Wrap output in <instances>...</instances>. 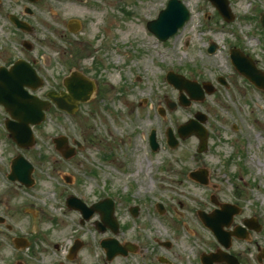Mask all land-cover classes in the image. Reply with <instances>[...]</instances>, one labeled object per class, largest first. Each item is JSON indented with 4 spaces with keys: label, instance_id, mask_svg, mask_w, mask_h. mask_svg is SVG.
<instances>
[{
    "label": "rangeland",
    "instance_id": "obj_1",
    "mask_svg": "<svg viewBox=\"0 0 264 264\" xmlns=\"http://www.w3.org/2000/svg\"><path fill=\"white\" fill-rule=\"evenodd\" d=\"M93 1V21L85 42L77 45L74 53L63 51L58 73L63 78L68 74L67 66L77 67L93 80L98 91L88 101L79 102L73 116L50 113L40 130L43 140L27 153L36 170L35 183L26 192V208L31 206L26 210V233L38 236L36 243L49 250L53 243L59 244L62 252L70 245V238L79 236L84 242L82 254L72 261L63 258L64 262L104 264V257H98V243L108 234H98L93 229L99 215L81 227L76 222L78 211L65 207L64 200L74 194L90 204L107 192L115 198L118 240L137 244L138 249L136 254L118 256L106 264H161L156 255L164 252L180 264H190L191 252L197 248L214 252L221 247L212 232L198 221L199 211L211 212L218 207L213 197L218 203L239 208L228 229L242 224L247 217L255 218L260 225L259 230L248 231L247 239L232 237L228 252L243 264H264V260H257L264 251V90L246 81L227 59V47L238 46L264 72V41L260 40L264 38L258 22L264 0H229L234 14L230 22H225L208 0H181L190 17L166 41L158 40L146 24L167 0ZM76 5L70 7L69 16L80 13ZM129 28L135 29L136 37L128 32ZM210 41L216 44L211 54L207 52ZM86 47L91 51L87 55ZM115 60L121 61V70L117 83L110 86L108 78ZM168 70L199 83L209 82L213 91L202 101L181 106L177 103L178 90L165 79ZM138 75L140 80H134ZM61 77L54 82L63 89ZM219 77L224 78L225 85ZM110 93L114 95L112 99L108 98ZM167 100L176 106L169 109ZM158 107L165 110L162 118L156 112ZM196 111L207 115L206 151L196 152L195 135L180 139L178 146L170 149L165 144L164 129L170 126L174 130ZM105 118L111 122L106 123ZM152 128L159 142L154 153L147 145ZM58 135H65L70 145L73 138L81 143V148L67 160L52 143ZM5 148L0 139V160L11 155L5 153ZM149 162L150 172L158 169L160 178L164 177L160 168L166 166V182L150 181L146 171ZM198 168L207 172L206 185L188 177L189 171ZM65 177L70 181L65 182ZM1 186L0 182V191ZM156 202L165 206L163 217L153 210ZM173 202L177 211L171 207ZM134 204L140 206V211L132 219L128 206ZM62 208L65 215L60 212ZM182 223L192 228L188 230L194 233L192 239L182 232ZM155 238L169 239L172 245L166 249ZM44 257L39 264H47L51 258Z\"/></svg>",
    "mask_w": 264,
    "mask_h": 264
},
{
    "label": "flooded vegetation",
    "instance_id": "obj_2",
    "mask_svg": "<svg viewBox=\"0 0 264 264\" xmlns=\"http://www.w3.org/2000/svg\"><path fill=\"white\" fill-rule=\"evenodd\" d=\"M77 1L80 2V13L69 16L70 7ZM94 8L93 0H0V77L23 79L24 110L26 89L43 100L48 93L62 90L54 79L61 77L58 71L63 51L74 53L77 45L85 42ZM66 68V73H82L77 67ZM26 75L33 78V90L26 85ZM49 110L56 108L51 104ZM0 113V139L6 145L5 153L11 152L10 156H3L0 165V264H39L43 262L44 255L51 256L47 264H62L60 254L64 253L63 257L69 260L70 252L58 254L42 247L36 243L37 236L30 235L26 247V186L7 179L8 168L10 170L18 147L5 129L8 115L1 104ZM42 127V124L32 127L37 136L43 135V131L40 132ZM23 151L26 156V149ZM53 247L59 249L58 244H53ZM81 254L80 250L72 252V260Z\"/></svg>",
    "mask_w": 264,
    "mask_h": 264
},
{
    "label": "water",
    "instance_id": "obj_3",
    "mask_svg": "<svg viewBox=\"0 0 264 264\" xmlns=\"http://www.w3.org/2000/svg\"><path fill=\"white\" fill-rule=\"evenodd\" d=\"M210 1L225 20L229 21L233 18V15L231 14L229 8L228 0ZM187 18L188 11L179 0H168L166 8L160 10L157 18L149 21L147 23V26L149 30H151L158 38L165 40L167 37L174 34L176 30L183 25L184 21ZM260 21L264 27V12L261 13ZM209 50L213 51L214 46H211ZM231 56L232 61L238 71L243 73L257 86L264 88V77L262 73L256 70L249 58L243 56L237 51H232ZM166 79L180 91V104L186 105L190 102V99L200 100L203 98L204 93L195 81L186 79L184 76L176 74L172 71L167 74ZM65 87L69 92V96H67L66 94H64L63 97L52 96V99L57 102V105L60 108L66 109L71 112L74 110L75 104L78 100L83 101L88 99L89 93L92 89L91 85L87 84L81 77H77L76 74H72L70 77L65 78ZM204 87L208 92L212 91L211 86H209L208 84H204ZM182 90L186 91L190 99L185 98V96L182 94ZM27 101L28 103L26 105V121L29 120V118H31L34 114L36 115L37 112L40 113V108L44 107V104L39 105L32 98H28ZM34 104L38 105V108H36ZM168 105L169 107H173L175 104L168 103ZM195 117L201 122L205 120V116L200 113H197ZM35 121L38 122L40 120L38 119ZM178 131L182 137L189 135L191 132H195L200 139L199 151H202L206 148V132L200 125V123H198V121L191 119L186 123L180 125ZM168 140L172 145L176 144V140L174 139L171 132H168ZM65 141L66 140L63 137L55 139L58 148L63 147ZM62 153L65 157H68L72 154V150H68L66 148L64 151H62ZM191 175L196 176L195 173ZM221 207V210H214V212L211 214L201 213V218L203 219L204 223L213 230L218 240L225 247H228L231 234L243 237L245 236V231L241 230V228L239 227H235L233 232H224L222 226H229L232 220V215L235 214L237 210L229 204H222ZM93 208L100 209L103 213L104 204H101V202L94 204L91 209ZM244 224L249 229L257 230L259 228V226L255 224V221L252 218L245 219ZM102 244L108 249V252H111L112 255L116 252H126L124 251L125 248H122L116 244V241H107L103 242ZM224 257V253L219 252L213 255H208L205 257V263L211 264L213 260H222Z\"/></svg>",
    "mask_w": 264,
    "mask_h": 264
},
{
    "label": "bare ground",
    "instance_id": "obj_4",
    "mask_svg": "<svg viewBox=\"0 0 264 264\" xmlns=\"http://www.w3.org/2000/svg\"><path fill=\"white\" fill-rule=\"evenodd\" d=\"M130 26H132V24H130ZM136 31H140L139 28H136ZM128 32H130L132 34L133 37H136V32H135V29H130L128 30ZM142 39H143V36H142ZM113 65H115V67H111L110 69V73H109V78H108V81L110 83V86H112V82H115L117 83V81L119 80V77L117 76V73L119 74L120 73V70H121V61L120 60H115ZM113 93H110V95L108 96L109 99H112L113 98ZM136 119V118H135ZM139 118H137V121H138ZM105 121H108L106 123H110L111 121L108 119V118H105L104 119ZM140 120V119H139ZM172 209L174 210L175 209V205H174V202L172 203Z\"/></svg>",
    "mask_w": 264,
    "mask_h": 264
}]
</instances>
